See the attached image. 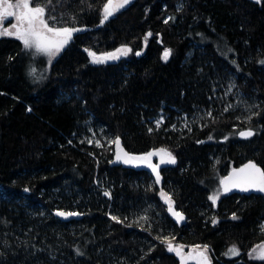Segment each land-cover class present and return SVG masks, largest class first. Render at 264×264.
Returning a JSON list of instances; mask_svg holds the SVG:
<instances>
[{"label":"trees","instance_id":"trees-1","mask_svg":"<svg viewBox=\"0 0 264 264\" xmlns=\"http://www.w3.org/2000/svg\"><path fill=\"white\" fill-rule=\"evenodd\" d=\"M39 3L49 25L80 30L48 68L0 37V264H183L169 243L206 248L208 264H264L249 257L264 243V194L218 187L246 162L264 171V0H132L104 23L109 0ZM121 46L126 58L90 62ZM228 84L249 102L224 109ZM182 115L197 122L182 128ZM89 122L131 156L165 148L176 162L159 182L115 166Z\"/></svg>","mask_w":264,"mask_h":264},{"label":"snow or ice","instance_id":"snow-or-ice-1","mask_svg":"<svg viewBox=\"0 0 264 264\" xmlns=\"http://www.w3.org/2000/svg\"><path fill=\"white\" fill-rule=\"evenodd\" d=\"M51 3V0H48ZM130 0H121V2L116 5L117 9L125 7ZM113 4L112 0H109L108 5L104 8V19H108L109 16L113 15ZM47 6L39 3V0H0V37H11L19 40L26 50H34L36 54H42L49 57V62L51 58L59 54L63 47L68 43L72 37L74 31H79L80 29L74 28H55L49 26L48 20L46 19ZM9 17L15 19V23H11L10 26H4V21ZM55 19L54 17H50ZM167 23V21H165ZM149 36L151 33L148 34ZM129 49H119L118 52L121 54H126ZM139 55V53H136ZM93 57V63H102V58H97L94 53H89ZM169 51H165L164 59L167 60ZM108 58L115 59V54H110ZM162 120L157 121V127L160 126ZM151 131V129H149ZM240 135L244 138L253 135L252 131L241 132ZM114 143L118 149L117 159H121V152L123 151L120 147L119 138L115 139ZM97 146L100 144L97 142ZM159 155L160 163H170L174 164L175 158L164 149L158 151L149 152L142 156H130L128 153H123L124 163H134L142 162L152 168L153 172L157 174V182H159V173L157 171L158 166L151 163V157ZM224 192L231 191L232 188H239L240 191L248 192L249 190H255L260 193H264V171H262L256 164L249 162L244 167L240 169H233L232 173L220 181ZM27 191V189H25ZM105 195L109 193L105 192ZM165 195L166 194H162ZM219 198V193L214 194L209 197L213 203ZM167 201L170 202L171 198L166 197ZM169 211L174 217L177 218L178 222L183 220V216L179 212H175L171 204L169 206ZM58 216L69 217L79 215L75 212H61L56 213ZM233 219H236L233 216ZM168 251H176L178 256L182 257V248H173L171 243L168 244ZM256 251L255 249L253 250ZM206 248L204 251L197 253L200 257L198 264H208V258L206 256ZM229 255H239V252L234 247L229 249ZM191 255V254H189ZM257 259L264 260V248L256 256Z\"/></svg>","mask_w":264,"mask_h":264},{"label":"rangeland","instance_id":"rangeland-1","mask_svg":"<svg viewBox=\"0 0 264 264\" xmlns=\"http://www.w3.org/2000/svg\"><path fill=\"white\" fill-rule=\"evenodd\" d=\"M131 1L132 0H130V2ZM120 2H121V0H114V2H112V4H113V8H112L113 15H111V16L116 15L120 10H122L123 8H125L126 6H128L130 4V3H128L125 7H122V8H118L117 9L116 5H118ZM105 21L106 20L104 19V10H103L102 11V17H101V22L104 23ZM11 23H15V19L12 18V17H9L7 20L4 21V26H10ZM49 26H52V27H55V28H61L58 25H49ZM69 41H68V43H69ZM119 49H129V47L121 46V47H118L117 49L112 50L110 52L95 54V56L97 58H102L103 59V62L102 63L117 62V61H119L122 58H126L129 55V53H130V49H129V51H127L126 54H121L120 52H118ZM26 51H28V53L32 57V59H33V65H35V66H38L40 63H43L44 66L46 64V66L48 68V65L50 64V62L55 58V57L51 58V60L49 62V57H47L45 55L36 54L34 50H26ZM110 54H115L116 55V58L115 59L108 58ZM41 59H43V62H42ZM92 60H93V57L90 56V62L91 63H93ZM93 64H100V63H93ZM47 68H46V70H47ZM33 70H34V68L32 67L31 68V71H33ZM40 79H42V77ZM233 91H234V85L233 84H228L227 87H224L223 88V95H221V96H223V100L226 101V104L224 106V109H226V110L227 109H230V108L239 107L240 104H242V103L243 104H247L249 102V99L247 97H244L242 95L239 96L240 95L239 92H236V91L233 92ZM232 93H234V95H232ZM231 96L233 97L234 102L230 101L231 100ZM202 114H204V113H202ZM197 118H198L197 116L196 117L191 116L189 118L186 115H182L181 118L179 119L180 120V127H182V128L186 127L190 121L197 122V121H195V119H197ZM159 120H162V116H159L156 119H154V121L152 122L153 125H155L157 127V123L156 122L159 121ZM174 127L177 128V126H174ZM87 134L89 135L88 136V141H91L95 145H97V142H99L100 145H102L103 143H106L107 145H114V143H112L114 140L112 138H109V136L107 135V133H104L101 130H98V131H95L93 129L91 130V128H90V122L88 124ZM160 149H164L168 153H171L169 150H167L165 148H158V149L152 150L151 152L158 151ZM152 158L154 159V161L157 164H162V163H160V156L159 155L152 156ZM163 164L166 165V166L173 165V164H170V163H163ZM220 179H219V183H218L219 186L218 187H219L220 192H222L221 191V188H220ZM162 194H166V196L165 195H162ZM160 197L165 202L166 205H169L170 206V202H168L167 199H166V197H170V195L167 192L164 193L163 191H161ZM145 204L146 205H149V203H145ZM151 206L153 207L152 204H151ZM140 207H141L140 213L142 214V211L145 208V206H142L141 205ZM147 214H148V212L145 210L144 214H142V216H141V219H146V217L148 216ZM132 217H134V216L132 215ZM165 237H167V236H165ZM178 247L179 246H176L175 249L178 248ZM180 248H182L183 264H187L189 262L198 261L199 260V256L197 255V253H199L201 251H204V250H200V247H198V248H185V247H180ZM262 248H264V243H261V244H258L256 246H254L250 250L249 257L250 258H253V259H257L256 256H257V254L260 252V250ZM254 249L256 250L255 252L253 251ZM189 254H191V255H189ZM205 254H208V251L207 250H206V253Z\"/></svg>","mask_w":264,"mask_h":264},{"label":"water","instance_id":"water-1","mask_svg":"<svg viewBox=\"0 0 264 264\" xmlns=\"http://www.w3.org/2000/svg\"><path fill=\"white\" fill-rule=\"evenodd\" d=\"M72 35H73V33H72ZM248 131H251V130H243V131H241V132H248ZM241 132L238 133V137H239L240 139H247V138H251V137L253 136V135H252V136H250V137L244 138V137H242V136L240 135ZM252 132H253V131H252ZM120 147H121V149H122L123 151L121 152V159L118 160V159H117V151H118V149H117V147H116L115 144L113 145V156H112V164H113V165H115V166H121V167H123V168L131 169V170H135V171H146V172H149V173H153L152 168L148 167V165L145 164V163H142V162H139V161L134 162V163H124V162H123V159H124V157H123V153H127V152L125 151L124 147L122 146V142H121V141H120ZM142 155H145V154L135 155V156H142ZM130 156H131V155H130ZM151 163H152V162H151ZM248 163H249V162H246V163H244V164H242V165H240V166H237V167H235V168H233V169H237V170H238V169L244 167V166H245L246 164H248ZM252 163H254V162H252ZM254 164H255V163H254ZM257 167H259V166L257 165ZM158 168H159V166H158ZM158 168H157V169H158ZM259 168H260V167H259ZM233 169L230 170L225 176H223V177L221 178V180L224 179L225 177H228V176L232 173ZM260 169H261V168H260ZM221 180H220V181H221ZM220 188H221V191H222L223 193H225V194H230V193H236V194H264V193L257 192V191H255V190H249L248 192H243V191H240L239 188H232L231 191L224 192L223 187L221 186V184H220ZM172 209H173V208H172ZM58 211H61V210H56V212H54V214H55V216L58 217L61 221H69V220L72 219L73 217H76V216H77V215H75V216H69V217L58 216V215H56V213H57ZM61 212H65V211H61ZM167 212L169 213L171 219H172L175 223H181V224L185 223L186 219H185L184 215H183L181 212H179V213L183 216V220H180L179 222H178L177 218L174 217V216L172 215V213L169 211V208L167 209ZM65 213H67V212H65Z\"/></svg>","mask_w":264,"mask_h":264},{"label":"flooded vegetation","instance_id":"flooded-vegetation-1","mask_svg":"<svg viewBox=\"0 0 264 264\" xmlns=\"http://www.w3.org/2000/svg\"><path fill=\"white\" fill-rule=\"evenodd\" d=\"M151 162H152L153 165H157V166H159V170H157L158 173H159V177H160L159 181H160V180L163 181L162 174H161V170H162L166 165H164V164H157V163L154 161V159H153L152 157H151ZM150 174L152 175V178H153V179H157V174H156V172H153V173H150Z\"/></svg>","mask_w":264,"mask_h":264},{"label":"bare ground","instance_id":"bare-ground-1","mask_svg":"<svg viewBox=\"0 0 264 264\" xmlns=\"http://www.w3.org/2000/svg\"><path fill=\"white\" fill-rule=\"evenodd\" d=\"M243 131V130H242ZM252 131V130H251ZM241 132V131H240ZM253 134H254V132H253ZM239 138V137H238ZM248 139V138H247ZM259 166V165H258ZM260 167V166H259ZM261 168V167H260ZM157 170H159V168L157 169ZM261 170H262V168H261ZM263 171V170H262ZM80 214L79 215H77L76 217H73L72 219H79L80 218ZM184 217H185V215H184ZM186 218V217H185ZM71 220V219H70Z\"/></svg>","mask_w":264,"mask_h":264}]
</instances>
